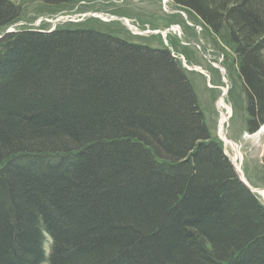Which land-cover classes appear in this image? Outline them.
<instances>
[{
	"label": "trees",
	"instance_id": "1",
	"mask_svg": "<svg viewBox=\"0 0 264 264\" xmlns=\"http://www.w3.org/2000/svg\"><path fill=\"white\" fill-rule=\"evenodd\" d=\"M173 2L228 34L256 133L264 0ZM21 16L0 0V264H264V203L181 60L95 27L6 33Z\"/></svg>",
	"mask_w": 264,
	"mask_h": 264
},
{
	"label": "rangeland",
	"instance_id": "2",
	"mask_svg": "<svg viewBox=\"0 0 264 264\" xmlns=\"http://www.w3.org/2000/svg\"><path fill=\"white\" fill-rule=\"evenodd\" d=\"M11 1L22 7V16L10 30L44 28L50 32L63 26L95 27L136 43L168 47L189 74L212 136L223 143L225 154L234 167L239 164L245 179L254 188H264V126L254 134L247 131L245 95L226 32L215 35L197 16L175 6L173 0H85L62 6L40 0ZM85 16L83 21L71 22ZM221 99L228 107L223 110L227 116L223 132L241 153L237 165L234 146L226 144L219 131ZM255 193L264 203V196ZM46 249L48 252L49 246Z\"/></svg>",
	"mask_w": 264,
	"mask_h": 264
},
{
	"label": "bare ground",
	"instance_id": "3",
	"mask_svg": "<svg viewBox=\"0 0 264 264\" xmlns=\"http://www.w3.org/2000/svg\"><path fill=\"white\" fill-rule=\"evenodd\" d=\"M102 16V15H101ZM100 15H99V17H101ZM107 17V16H106ZM108 17H109V15H108ZM111 17V16H110ZM101 18H103V17H101ZM19 28V27H18ZM177 27H175L174 28V30L176 29ZM15 31H16V29H15ZM7 33V32H6ZM218 109H220V111H222V119H221V121H220V128H219V131H220V135L222 136V140L226 143V144H228V143H230V144H232L233 146H234V150H235V154L233 155V159H234V162H235V164L237 165V163L238 162H236L237 161V159L238 158H240L241 157V153H240V151H239V149L237 148V146L236 145H234V143L232 142V141H230L226 136H225V134H224V132H223V129H224V123H225V121L227 120V116L224 114V112H223V110L224 109H228V107L226 106V104H225V102L221 99V101H219L218 102ZM264 126V125H263ZM232 164H233V162H232ZM234 165V164H233ZM235 169H236V167H235ZM237 169H238V173L241 175V177L244 179V180H246L245 179V176H244V174H243V172H242V170H241V167L239 166V164L237 165ZM247 181V180H246ZM258 190V192L261 194V195H263L264 196V189H257Z\"/></svg>",
	"mask_w": 264,
	"mask_h": 264
},
{
	"label": "water",
	"instance_id": "4",
	"mask_svg": "<svg viewBox=\"0 0 264 264\" xmlns=\"http://www.w3.org/2000/svg\"><path fill=\"white\" fill-rule=\"evenodd\" d=\"M234 164V163H233ZM237 169V168H236ZM239 177L241 179V181L249 188L251 189L252 191H254V189L241 177V175L239 174Z\"/></svg>",
	"mask_w": 264,
	"mask_h": 264
}]
</instances>
